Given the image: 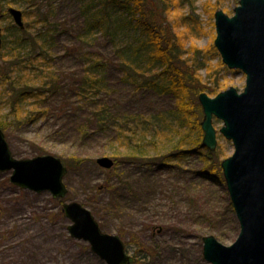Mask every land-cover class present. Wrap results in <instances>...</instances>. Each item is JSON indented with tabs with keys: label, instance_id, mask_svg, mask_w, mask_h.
I'll list each match as a JSON object with an SVG mask.
<instances>
[{
	"label": "rangeland",
	"instance_id": "rangeland-1",
	"mask_svg": "<svg viewBox=\"0 0 264 264\" xmlns=\"http://www.w3.org/2000/svg\"><path fill=\"white\" fill-rule=\"evenodd\" d=\"M216 2L219 3L216 9L229 15L238 3L237 0H194L192 6L181 8L182 13H192L195 17V21L189 23L193 27L189 38L200 48L213 42L212 14L215 9L211 6ZM10 6L21 10L28 32L36 28L31 9L13 3L3 7L0 13L3 45L0 65L6 61L3 53L7 51L6 42L12 37L10 25L13 20L7 13ZM53 12L59 27L48 61L57 73L60 88L48 97L40 95L45 111L36 121L8 126L3 132L15 158L48 153L63 160L73 155L82 161L73 164L65 173L68 195L63 198L53 197L47 190L37 192L19 187L9 180L11 170L0 171V263L106 264L89 250L86 241L72 237L67 230L70 221L62 211V202L74 199L92 211L103 231L118 234L127 243L126 251L130 255H134L133 240L136 241L138 236L152 247L153 256L137 257L133 264H212L203 258L202 237L212 234L228 245L239 231L226 208L225 184H214L197 177L195 170L203 162L194 156L171 166H144L125 161L109 170L99 165L96 158L110 156L119 143L113 140L114 131H97L85 139L79 136V124L87 118L89 109H93L79 104L74 94L85 66L78 40L83 23L79 3L77 0H55ZM91 51L95 56L102 53L111 60L107 72L110 90L98 98V103L106 101L117 114L138 115L166 112L174 105L175 98L171 96L137 89L123 82L115 58L111 57V46L103 37L91 46ZM219 68L217 58L210 60L208 69H213L211 73L220 78L224 89L232 85L242 90L245 84L243 72ZM201 72L204 76L203 69ZM1 82L0 91L5 85ZM213 125L217 131V146L224 152L223 158L232 153L233 145L219 132L222 121L213 118ZM157 138L159 142L154 149L163 147L164 140L168 139L163 134ZM120 149L123 151L122 147ZM214 207L218 212L217 221L210 212ZM200 212L207 216L205 220L203 216L199 217ZM199 218L212 225L215 223L220 232L209 231L206 223H199Z\"/></svg>",
	"mask_w": 264,
	"mask_h": 264
},
{
	"label": "trees",
	"instance_id": "trees-1",
	"mask_svg": "<svg viewBox=\"0 0 264 264\" xmlns=\"http://www.w3.org/2000/svg\"><path fill=\"white\" fill-rule=\"evenodd\" d=\"M77 1L83 17L78 40L85 66L74 94L79 104L93 107L79 124V136L85 139L97 131H114L113 140L119 145L109 153L114 158V166L110 170L125 161L144 166H171L194 156L203 162L195 170L197 177L214 184L224 183L220 167L224 155L222 148L218 145L210 151L201 145L203 113L198 94L205 91L214 95L225 87L220 78L211 73L213 69H208L210 60L217 58L221 69L226 66L213 42L206 48H200L194 39L189 38L193 30L189 23H193L195 17L192 13H182L181 8L183 5L192 6L194 0ZM7 3L31 9L36 18V28L28 32L27 27L20 29L10 25L12 37L6 42L7 51L3 53L7 58L0 65V83H5L0 91V128L3 130L8 126L36 121L45 111L40 95L48 97L60 88L57 73L48 61L59 27L58 21L53 19L55 0H0V13ZM211 7L216 10L219 3ZM4 14L7 15L6 12ZM100 37L110 44L111 57L115 58L123 82L137 89L171 96L175 98L174 105L166 112L138 115L117 114L111 111L106 101L98 103V98L110 90L107 72L111 65V60L104 54L97 52L99 54L95 56L91 51V46ZM161 134L168 139L164 140L163 147L154 149ZM81 161L73 155L63 160L67 168ZM226 208L235 229L238 228L228 197ZM210 212L217 221L215 207ZM200 213L199 217L203 216L205 220V213ZM204 220L199 218L198 221L206 223L209 231L220 232L215 223L212 225ZM133 242L134 262L137 257L153 256L152 247L142 242L139 236Z\"/></svg>",
	"mask_w": 264,
	"mask_h": 264
},
{
	"label": "water",
	"instance_id": "water-1",
	"mask_svg": "<svg viewBox=\"0 0 264 264\" xmlns=\"http://www.w3.org/2000/svg\"><path fill=\"white\" fill-rule=\"evenodd\" d=\"M233 14L222 9L214 12L213 44L228 68L245 74L241 91L229 86L215 95L198 94L203 117L202 146L216 148V129L212 119L222 120L219 132L231 140L234 150L221 162L225 187L239 223L234 241L222 244L208 234L202 237L203 258L212 264H264V0H237ZM7 12L20 28L22 12L8 7ZM2 41L0 27V46ZM99 165L110 168L114 161L107 155L96 158ZM11 170L9 180L22 188L49 191L62 197L67 188L63 177L67 171L60 157L40 154L15 158L0 128V171ZM69 219V234L86 241L93 253L106 264H132L124 241L104 232L91 211L78 201L62 204Z\"/></svg>",
	"mask_w": 264,
	"mask_h": 264
}]
</instances>
